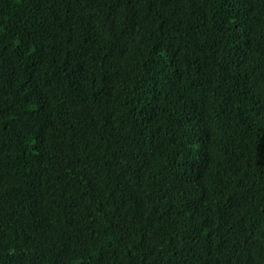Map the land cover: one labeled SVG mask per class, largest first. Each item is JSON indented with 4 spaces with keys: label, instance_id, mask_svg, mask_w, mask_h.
Segmentation results:
<instances>
[{
    "label": "trees",
    "instance_id": "1",
    "mask_svg": "<svg viewBox=\"0 0 264 264\" xmlns=\"http://www.w3.org/2000/svg\"><path fill=\"white\" fill-rule=\"evenodd\" d=\"M0 264H264V0H0Z\"/></svg>",
    "mask_w": 264,
    "mask_h": 264
}]
</instances>
